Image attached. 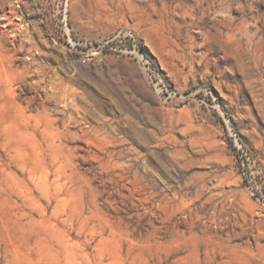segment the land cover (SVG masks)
<instances>
[{
    "label": "rangeland",
    "instance_id": "374dc122",
    "mask_svg": "<svg viewBox=\"0 0 264 264\" xmlns=\"http://www.w3.org/2000/svg\"><path fill=\"white\" fill-rule=\"evenodd\" d=\"M0 264H264V0H0Z\"/></svg>",
    "mask_w": 264,
    "mask_h": 264
}]
</instances>
